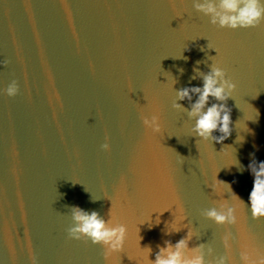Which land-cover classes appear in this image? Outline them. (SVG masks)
I'll return each instance as SVG.
<instances>
[{"label":"water","instance_id":"95a60500","mask_svg":"<svg viewBox=\"0 0 264 264\" xmlns=\"http://www.w3.org/2000/svg\"><path fill=\"white\" fill-rule=\"evenodd\" d=\"M196 2L0 0V264H151L186 235L185 259L264 256L248 168L264 161V21L221 28ZM213 63L236 84L222 143L193 131L197 94L177 95ZM72 206L125 225L123 251L69 238ZM229 207L234 223L206 215Z\"/></svg>","mask_w":264,"mask_h":264},{"label":"clouds","instance_id":"9594fccd","mask_svg":"<svg viewBox=\"0 0 264 264\" xmlns=\"http://www.w3.org/2000/svg\"><path fill=\"white\" fill-rule=\"evenodd\" d=\"M195 7L198 11L210 15L211 22L218 23L221 28H250L256 27L264 21V0H218V4L217 0H197ZM6 63L7 61H5ZM201 75L202 87L181 88L177 90V95L180 100L185 98L191 100L192 95L197 94L198 98L188 111L190 117L196 118L193 131L201 138H212L216 142L222 143L232 134L233 121L227 101L232 97L236 84L227 77L225 69L218 63H213L210 66V71ZM18 91L19 86L15 80L5 89L8 96H15ZM209 97H213L221 103H213L205 111ZM176 107H182V105H176ZM216 131L222 135L213 137L212 134ZM101 147L106 151L110 150L111 146L107 142V137ZM248 168L254 176L253 187L249 195L251 214L253 218H262L264 217V161H253L248 165ZM228 187L231 188L230 185ZM233 197L242 201L235 193H233ZM71 214L75 224L67 229L69 238L82 239L86 242L90 240L93 244H100L104 247L105 254L108 250L123 251L125 234L128 231L125 225L110 229L107 226V221L97 211H86L79 206H72ZM206 215L217 224H231L236 221L235 209L232 207H229L226 212H219L213 208L208 210ZM159 222L158 220L157 223ZM179 230L176 228L173 231ZM189 238L186 235L175 245L171 241H166L151 264H206L203 253L199 251H194L189 259H185L183 250L187 247ZM200 247V245L196 246L197 249ZM150 253L151 248L149 247L148 255ZM213 264H230V259L227 255H220ZM258 264H264V256L259 258Z\"/></svg>","mask_w":264,"mask_h":264}]
</instances>
